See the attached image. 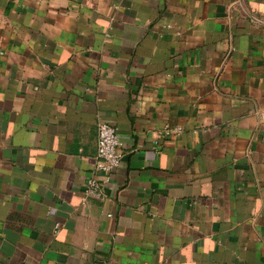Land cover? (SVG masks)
<instances>
[{"label": "crops", "instance_id": "0c3cea01", "mask_svg": "<svg viewBox=\"0 0 264 264\" xmlns=\"http://www.w3.org/2000/svg\"><path fill=\"white\" fill-rule=\"evenodd\" d=\"M0 264H264V0H0Z\"/></svg>", "mask_w": 264, "mask_h": 264}, {"label": "built area", "instance_id": "2783aa9c", "mask_svg": "<svg viewBox=\"0 0 264 264\" xmlns=\"http://www.w3.org/2000/svg\"><path fill=\"white\" fill-rule=\"evenodd\" d=\"M181 132V127L175 129L167 127L159 133V136L167 137L172 134H180ZM121 147L122 143L119 138L118 129L107 122L100 123L96 172L104 176V182L102 183H108L113 173L120 168L122 163ZM101 187L102 184L96 178L91 177L87 182L88 192L97 197L104 196Z\"/></svg>", "mask_w": 264, "mask_h": 264}]
</instances>
